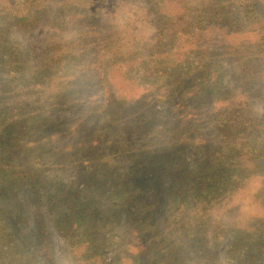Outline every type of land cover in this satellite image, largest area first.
<instances>
[{
  "label": "trees",
  "instance_id": "1",
  "mask_svg": "<svg viewBox=\"0 0 264 264\" xmlns=\"http://www.w3.org/2000/svg\"><path fill=\"white\" fill-rule=\"evenodd\" d=\"M45 1L0 7L29 12L19 23L30 28L59 24L74 2H86L87 29L69 62L92 54V67L69 72L62 53L52 55L23 86V60L0 61L10 71L0 95V264H58L57 239L75 264L185 263L192 245L165 238L168 218L173 237L211 239L207 264L229 233L227 264H264V227L256 224L264 220V120L253 112L264 72V0H143L157 20L146 57L123 47L119 33L94 29L98 11L119 12L131 0ZM116 66L133 71L121 78L139 93L117 94L126 84L108 78ZM164 100L166 110L156 109ZM59 168L72 174L46 175ZM244 191L260 212L242 226Z\"/></svg>",
  "mask_w": 264,
  "mask_h": 264
},
{
  "label": "rangeland",
  "instance_id": "2",
  "mask_svg": "<svg viewBox=\"0 0 264 264\" xmlns=\"http://www.w3.org/2000/svg\"><path fill=\"white\" fill-rule=\"evenodd\" d=\"M71 1L74 2L75 0ZM74 3L77 4L73 9V13L70 14L68 18H63L62 21H59V24H55L52 19V21H43V25H37V23L30 24V28H28L29 26L22 27L19 23L21 21V18L30 14L29 12L21 9L8 8L6 6L0 7V41L5 43V45H3L5 49H3L2 46L3 50H0V61H4L6 59L8 60L14 55L20 57L23 60V70H20V72H23L24 74V77L22 78L25 79L23 86H25V84L31 78L36 77L38 75V71L41 72L42 68L44 70V68L47 66V64L44 63L45 60L47 59V57L49 58L52 55L57 56L58 54L62 53L60 57L65 59V65H67V67L71 69L69 72H78L82 68L87 71L92 67V54H89L88 57H86L84 60L69 62L73 58V53H76V49L79 48L78 46L75 47V44L81 42V38L83 36L82 32L87 29L85 18L86 13L84 12V10L88 13H90L91 11L90 7H88L86 5V2L84 1H76ZM44 5L60 7L58 0H47L45 1ZM126 5L121 10H119V12L115 13L110 12L106 9L100 10L98 12L96 11V24H94V29L100 33H119L123 47L134 46L137 49H140L139 52L143 57H146L149 55V53L151 52V47H153L156 42L155 34L157 20L153 12L150 10L149 6L143 0H131L129 5ZM94 34L95 33H93V35ZM138 57L139 56L137 55L134 58L137 60L139 59ZM69 63L71 66L68 65ZM132 67L138 70L137 65H132ZM115 68L116 70L114 71H109L106 68V70L109 71L108 78L110 80L112 79V81H114V83L116 82V84H126L123 90H116L117 94H121V92L122 94H137L141 91V88L128 86L127 83H125L121 78L122 76H131L133 71L131 72L129 69L125 72V70H122L118 66H116ZM8 69L9 68L7 65H3V67H0V92H2L0 94L1 96H7L4 92L5 87H3V82L5 76L7 75V71H9ZM138 72L143 73L142 66L141 70L139 69ZM233 72L234 71L232 70L230 76L233 75ZM260 76L261 79H259V81L257 82L259 95L254 101L253 112L254 115L264 120V72L260 74ZM167 83L168 82L158 81L156 82V86L161 90H169L170 88L168 87ZM92 89L96 92H99L100 89L103 88L101 86L93 85ZM167 94L168 92L166 91L165 95ZM168 105L169 104L167 103V101L164 100L163 103H157L155 108L158 110L160 109L161 111H165ZM68 112L69 110L65 109L62 111V114L65 115L68 114ZM206 131L211 132L210 129ZM64 172L65 170H62V168H59L57 172L54 171V169H48L46 170V175L52 178V176H54L55 174H72L71 171L65 173ZM65 180H68V176L65 178ZM21 190H23L24 192L26 191L24 187H22ZM21 194H23L22 191ZM245 194V191L243 193H237V195H239L237 196V200H241L240 202H243L238 209V214L242 216V219H240V224L242 226H244L246 218L252 217L253 214L257 213V211L260 212L258 205L251 204L247 197H245ZM21 197L23 196L21 195ZM173 211L174 208L172 207L168 217L173 213ZM165 221H167L166 216L160 218L157 221V224L159 223V225L162 226ZM168 222L170 225V227L168 228H170V230H165V238H169V240L171 241L174 240L181 246H186L188 244L192 245V249H187L185 251V263L183 262L181 264H207L208 259H206L205 261V258L212 254L214 246V243L211 242V239L208 238L206 242L205 240H203L201 244H199L198 242L195 243V240H192V238L189 237V233L186 231L184 232V234H182V232H179L176 237H173L175 234L174 229L177 226H175L172 220L169 218ZM256 224L264 227V220H262V222H256ZM213 225L214 222L210 223L208 227L209 232L211 230L210 228H212ZM161 230L163 231V227L161 228ZM144 236L146 235L142 236L143 239H145ZM231 236H233V234L229 233V235L225 236L221 241L217 243L215 256V260L217 261L215 264L228 263L226 258H224V255L231 245ZM54 258L56 259L58 264H75L74 262H72L68 253L63 248V245L59 239L56 240ZM103 258L105 261L110 262L113 258V255L111 252L106 251ZM202 259L203 261H201ZM229 264L234 263L229 262ZM241 264H245V262H242Z\"/></svg>",
  "mask_w": 264,
  "mask_h": 264
}]
</instances>
